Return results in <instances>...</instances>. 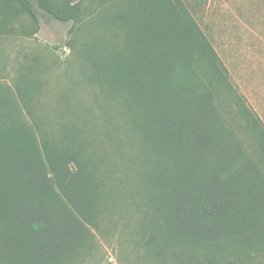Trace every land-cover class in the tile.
<instances>
[{
  "label": "trees",
  "instance_id": "1",
  "mask_svg": "<svg viewBox=\"0 0 264 264\" xmlns=\"http://www.w3.org/2000/svg\"><path fill=\"white\" fill-rule=\"evenodd\" d=\"M75 1L0 0V17L12 5L35 15L37 3L68 21L78 17ZM135 1L125 37L132 62L100 72L154 136L142 232L152 264H264V169L244 158L217 106L227 72L217 50L183 0ZM249 115L264 158V123ZM9 123L0 125L1 264H71L109 195L107 176L90 179L69 147L42 150L31 129Z\"/></svg>",
  "mask_w": 264,
  "mask_h": 264
},
{
  "label": "rangeland",
  "instance_id": "2",
  "mask_svg": "<svg viewBox=\"0 0 264 264\" xmlns=\"http://www.w3.org/2000/svg\"><path fill=\"white\" fill-rule=\"evenodd\" d=\"M183 1L209 34L227 71L215 87L221 116L242 143L244 158L264 169L249 115L254 112L264 123V0ZM74 3L80 7L78 17L68 21L37 3L35 15L12 5L0 17V114L13 116L0 125L28 127L42 150L48 144L69 147L83 160L90 179L103 172L107 176L109 195L92 217L86 246L71 264H152L142 232L148 173L156 161L153 135L141 113L136 119L126 92L108 84L100 72L110 61L115 68L132 62L133 44L125 37L137 2ZM111 76L114 72L109 80ZM92 157L101 158L103 171ZM260 260L264 263V255Z\"/></svg>",
  "mask_w": 264,
  "mask_h": 264
},
{
  "label": "crops",
  "instance_id": "3",
  "mask_svg": "<svg viewBox=\"0 0 264 264\" xmlns=\"http://www.w3.org/2000/svg\"><path fill=\"white\" fill-rule=\"evenodd\" d=\"M192 11V10H191ZM194 14V13H193ZM195 16V15H194ZM197 19V18H196ZM200 23V22H199ZM201 25V24H200ZM202 26V25H201ZM203 28V27H202ZM203 30L205 31V33L207 34L208 38L210 39V41L212 42V44L214 45L212 39L210 38L209 34L207 33V31L203 28ZM215 49L217 50L216 46L214 45ZM218 51V50H217Z\"/></svg>",
  "mask_w": 264,
  "mask_h": 264
}]
</instances>
